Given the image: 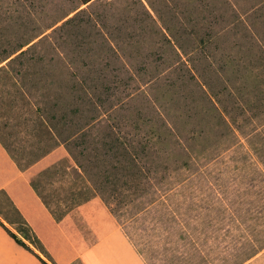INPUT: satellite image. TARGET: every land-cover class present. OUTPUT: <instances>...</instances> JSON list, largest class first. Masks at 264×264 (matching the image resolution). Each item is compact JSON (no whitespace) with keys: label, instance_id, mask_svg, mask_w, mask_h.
<instances>
[{"label":"rangeland","instance_id":"rangeland-1","mask_svg":"<svg viewBox=\"0 0 264 264\" xmlns=\"http://www.w3.org/2000/svg\"><path fill=\"white\" fill-rule=\"evenodd\" d=\"M116 226L147 264L264 247V0H0V264Z\"/></svg>","mask_w":264,"mask_h":264},{"label":"crops","instance_id":"crops-1","mask_svg":"<svg viewBox=\"0 0 264 264\" xmlns=\"http://www.w3.org/2000/svg\"><path fill=\"white\" fill-rule=\"evenodd\" d=\"M83 264H147L128 236L117 226L104 229L78 252ZM239 264H264V247Z\"/></svg>","mask_w":264,"mask_h":264},{"label":"trees","instance_id":"trees-1","mask_svg":"<svg viewBox=\"0 0 264 264\" xmlns=\"http://www.w3.org/2000/svg\"><path fill=\"white\" fill-rule=\"evenodd\" d=\"M85 1H87V0H85ZM34 240V239H33ZM44 261V260H43ZM45 262V264H48L46 261H44Z\"/></svg>","mask_w":264,"mask_h":264}]
</instances>
